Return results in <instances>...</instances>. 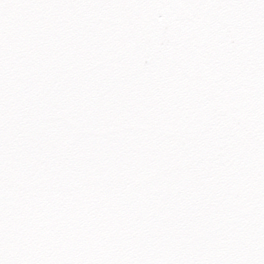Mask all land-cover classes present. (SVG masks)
Segmentation results:
<instances>
[{"label": "snow or ice", "instance_id": "obj_1", "mask_svg": "<svg viewBox=\"0 0 264 264\" xmlns=\"http://www.w3.org/2000/svg\"><path fill=\"white\" fill-rule=\"evenodd\" d=\"M0 264H264V0H0Z\"/></svg>", "mask_w": 264, "mask_h": 264}]
</instances>
